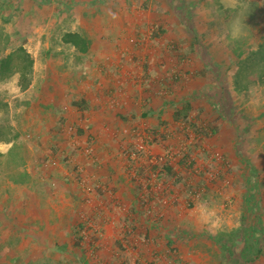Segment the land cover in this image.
Returning a JSON list of instances; mask_svg holds the SVG:
<instances>
[{
	"label": "rangeland",
	"instance_id": "374dc122",
	"mask_svg": "<svg viewBox=\"0 0 264 264\" xmlns=\"http://www.w3.org/2000/svg\"><path fill=\"white\" fill-rule=\"evenodd\" d=\"M116 1L135 4V9L153 13L159 22L145 21L136 36L140 43L145 34L164 38L171 62L165 66L158 96L184 100L183 126L172 128L175 135L168 137L142 127L153 135L151 139L139 132L133 143L119 147L128 181L106 188L114 194L121 187L123 194L132 195L134 205L115 203L97 185L104 183L98 172L86 176L77 171V188L89 197L79 205L64 204L60 220L49 218L54 231L45 228L43 215L33 204L28 227L26 217L18 213L26 205L23 201L16 205L12 190L29 178L33 189H39L33 176L39 179L41 170L27 173L25 169L41 166L44 157L31 127L17 124L10 101L18 86L39 83L37 67L47 62L34 59L32 52L48 56L59 52L60 40L85 46L84 26L78 19L89 11L107 18L108 7ZM100 32L101 37L107 35ZM71 64L68 61L62 68ZM153 86L147 82L142 89ZM19 100L15 107L22 113L27 99ZM198 105L210 111L202 113ZM72 127L67 148L74 152L77 130ZM204 131L208 133L203 137ZM192 133L199 139L192 138ZM154 144L159 153L151 155L148 146ZM58 153L63 167L76 166ZM166 168L179 173L170 175ZM133 172L139 181L133 179ZM186 183L180 200L170 205L163 202ZM66 188L74 194V186ZM4 193L11 201H0V214L9 208L6 218L0 215V264H94L91 261L96 258L102 264H264V0H0L1 200ZM90 198L99 217L86 210L84 202ZM99 200L100 207L95 202ZM184 201L189 205L181 211ZM87 220L97 232L88 228ZM99 232L103 236L94 254H90L92 244H78V234L82 233L83 241H96Z\"/></svg>",
	"mask_w": 264,
	"mask_h": 264
},
{
	"label": "crops",
	"instance_id": "0c3cea01",
	"mask_svg": "<svg viewBox=\"0 0 264 264\" xmlns=\"http://www.w3.org/2000/svg\"><path fill=\"white\" fill-rule=\"evenodd\" d=\"M135 7V4L116 1L108 7L107 18H104L102 13L94 15L89 11L85 14V18L78 19L79 24L84 26L82 30L85 36H82V40L85 46L83 47L80 43L74 45L73 42L63 43L60 40L62 50L60 49L59 52L49 56L44 52H32L34 59L38 57L39 62L41 60L47 62L37 67L40 72L39 83L35 85L32 81L24 88L18 86L12 98L14 100L10 101L14 103V111H16L14 118L17 124L23 123L31 127L42 149L40 155L44 157L41 166L35 168L27 165L25 169L27 173H36L41 170L39 179L38 176H33L35 181L38 180L39 189H33L29 178L27 183L12 190L16 192L11 196L16 205L21 201L26 205L22 207V210L18 209V213H23V219L26 217L28 227L31 224L30 206L33 204L38 206L37 213L43 215L45 228L54 231L55 228H51L49 218L57 217V220H60L64 215V204L74 202V205H79L81 199L89 197L88 193L77 188L78 184L75 180L77 171L86 176L90 172L94 174L98 172L104 183H97V185L104 189L111 199L115 198V203L120 202L122 206L134 205L132 203L135 200L132 195L127 191L123 194L121 187L117 189L118 192L112 191L114 194L107 191L108 187L106 188V186L128 181L126 175L123 176V162L121 163L119 160L121 157L118 155L119 147L123 149L128 143H133V136H138L139 132L143 134L142 136H146V139H151L153 135L145 133L141 130L142 127H149L156 136L168 137L175 135L172 128L183 126L180 120L185 118L181 115L183 105L186 104L184 100L179 98L177 102L175 98L173 102L167 99L160 100L158 96L159 89L163 85L165 66L171 62L170 53L167 47L163 46L164 38H151L145 34L146 39L143 38L140 43L136 36V32L142 30L145 21L148 24L150 22L159 24V22L155 21L153 13L147 11L143 14ZM162 27L168 28L166 24ZM98 30L101 34L107 35L101 37ZM45 44L48 45L47 42ZM68 61H72L71 67L62 68ZM158 65H161V70ZM53 66L56 67L53 68ZM181 77H185L184 72ZM147 82L153 84L154 88L143 91L142 86ZM157 85L158 87H155ZM165 92H168L167 86ZM22 98L27 100L22 103L26 109L21 113V109H17L15 105H19V99ZM191 105L195 107V104ZM199 107H203L202 113L210 111L207 106L198 105L197 109ZM214 124L217 125L216 122ZM72 126L77 130L74 134V152L73 149L67 148L69 145L67 139L71 138L73 131ZM201 128L204 126L202 125ZM205 133L207 134L208 131H204L203 137ZM191 135L196 137V133ZM179 138L184 142L187 141L186 137ZM188 141L191 142V140ZM148 147L149 152L144 148L145 152L151 155L159 153L157 151L159 148L155 144ZM57 150L68 157L67 162L73 165L75 163L76 166L63 167L59 164L60 155ZM126 154L128 155V152ZM51 161L57 165L52 166ZM178 168L182 169L179 166ZM171 171L172 175L179 173ZM136 172L140 173L138 170ZM132 175L135 181H139L135 172ZM66 186H74V194L66 192ZM187 187L188 183L182 185L176 190L174 196L168 195L169 200H163V202L170 205L175 200H180L182 193L187 191ZM69 192H72V189H69ZM3 197L0 201H11L5 193ZM92 201L90 198L84 202L86 210L97 212L96 215L99 217L101 213L93 207ZM95 202L98 206L103 203L101 200ZM184 202L179 205L181 211L187 210L185 204L189 205L186 201ZM7 205H10V202ZM8 212L9 208L4 209L0 215L6 218ZM15 213L18 214L17 211ZM100 218L106 222L109 220L107 216ZM104 226H108L107 223ZM81 236L82 233L78 234V244L80 246L92 244L90 254L97 252L94 249L99 245V237L102 238V233H96L95 238H98L96 241H83ZM171 251L175 254V250ZM91 263L102 264V261L96 258L92 259Z\"/></svg>",
	"mask_w": 264,
	"mask_h": 264
},
{
	"label": "built area",
	"instance_id": "2783aa9c",
	"mask_svg": "<svg viewBox=\"0 0 264 264\" xmlns=\"http://www.w3.org/2000/svg\"><path fill=\"white\" fill-rule=\"evenodd\" d=\"M192 138H196L195 136H193L192 135ZM155 159H157V158H155ZM158 159H160L161 161L163 160V158H158ZM155 174V173H154ZM157 175V174H156ZM149 181H151V179L149 180ZM156 189H160V191L163 189V187H161V185H156ZM88 221V228L90 229V230H94V231H96L97 232V229L93 226V224L91 223V220H87Z\"/></svg>",
	"mask_w": 264,
	"mask_h": 264
},
{
	"label": "trees",
	"instance_id": "16d2710c",
	"mask_svg": "<svg viewBox=\"0 0 264 264\" xmlns=\"http://www.w3.org/2000/svg\"><path fill=\"white\" fill-rule=\"evenodd\" d=\"M9 56H7L6 58L2 59L1 63L5 62L7 59H8ZM25 86L23 87H20V88H24ZM165 167V166H164ZM166 173L172 175L173 172L171 171V168H166Z\"/></svg>",
	"mask_w": 264,
	"mask_h": 264
}]
</instances>
